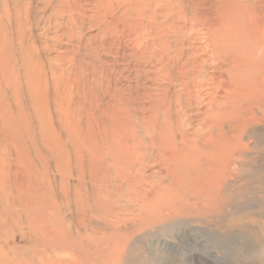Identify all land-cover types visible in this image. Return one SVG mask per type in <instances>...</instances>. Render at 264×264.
I'll return each mask as SVG.
<instances>
[{
	"label": "bare ground",
	"instance_id": "obj_1",
	"mask_svg": "<svg viewBox=\"0 0 264 264\" xmlns=\"http://www.w3.org/2000/svg\"><path fill=\"white\" fill-rule=\"evenodd\" d=\"M8 50L36 82L27 137L0 125V264L121 263L160 219L219 211L264 124V0H0V78ZM95 215L110 256L100 236L47 257Z\"/></svg>",
	"mask_w": 264,
	"mask_h": 264
},
{
	"label": "rangeland",
	"instance_id": "obj_2",
	"mask_svg": "<svg viewBox=\"0 0 264 264\" xmlns=\"http://www.w3.org/2000/svg\"><path fill=\"white\" fill-rule=\"evenodd\" d=\"M39 32H41V30ZM62 48H66V44H63ZM13 55L14 53H11L10 50L7 51L6 57L9 62V67L5 70L4 77L0 78V81L3 79V82L0 84V86H2V88L0 87V125H9L8 118L13 116L16 126H9V131L10 133L13 131L14 135L13 133L12 135L14 137L17 136V139H19L22 133L25 134V138L27 137L28 134L26 135L25 130H27V132L31 130L29 128L27 111L28 109H30V111L32 110L33 95L30 87L35 84L34 82H36V80H32V77L28 76L27 70L22 64L15 67L14 58H12ZM13 66L15 70H13ZM16 69L17 72H15ZM13 72H15V74H13ZM15 76L19 78L17 77L15 79ZM8 80H11V83H9ZM7 103L9 105H7ZM6 108H11V112H9L10 109L6 111ZM20 108L24 111L22 115L19 114ZM26 123H28V125ZM253 132L254 133L247 134L243 138V142L247 144L249 148L247 158L245 157V159H243L245 163L247 162V165L243 163V160L241 161L238 166L239 170L237 169V178L230 184V190L228 189V193L225 195L226 201L219 211H204L202 214L187 213L185 211L182 213V216L179 214L178 216L173 215L168 217L169 220L168 218L160 219L157 221V226L149 227L143 234H138V239L136 235H131L130 238L127 239L125 248H123L126 254H124L125 256L121 255L122 258L120 257L119 261L122 262L119 264L123 262V264H264V124L261 126L257 125ZM250 139L252 141L254 140V142ZM250 144L253 145L251 146ZM16 155L17 154L14 153V156ZM156 169V166L147 168V173H151L149 171ZM70 182L74 183V180L71 179ZM62 211V215L67 220H70V218L71 220L73 219L74 216L69 210H65L64 208ZM60 217L62 216H59V218ZM101 221L100 215H95V217L92 218L91 222H94L101 232L97 234L91 233L90 236L93 238L89 239L88 237L87 240H84V246L82 245V248L79 250L74 248L71 242V245H69L66 239V248L69 250H61L60 253L57 254L48 250L49 256L47 257L51 256L52 259L56 257L62 258L64 256L62 259L68 261L73 260L72 257L74 256V259H76V255H79L84 259L82 253L85 255L86 250L93 244L94 240L101 242L102 237L100 236H104L103 239L105 238V241L103 240L104 242H101L103 246L106 245V242L109 243L106 245L107 249H103L108 250L107 255L110 256L115 249L114 241L116 240L113 239L114 236H112L111 230L98 225L99 223L103 225ZM164 221L165 223L163 224ZM87 228L88 234H90L91 231L89 226H87ZM81 230L83 231L84 228H81ZM19 235V233L16 234L15 240L8 239L6 241L10 248L7 253L11 256L12 249H14L13 251L15 253L33 256V252L35 253L34 246L36 241L34 235H32V240L30 241H27L26 238ZM108 238H110V241ZM2 240L5 241L4 238L0 239V242L4 244ZM136 244H138V246ZM24 247L25 249H23ZM71 251H73V255ZM94 255L98 257L99 262L101 258L103 259L102 255L96 252ZM67 257H69V259Z\"/></svg>",
	"mask_w": 264,
	"mask_h": 264
}]
</instances>
